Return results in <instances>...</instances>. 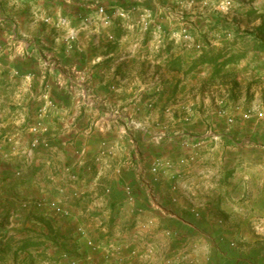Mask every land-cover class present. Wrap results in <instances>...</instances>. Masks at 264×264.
<instances>
[{"label": "crops", "instance_id": "crops-1", "mask_svg": "<svg viewBox=\"0 0 264 264\" xmlns=\"http://www.w3.org/2000/svg\"><path fill=\"white\" fill-rule=\"evenodd\" d=\"M104 1L0 0V264H264V93L244 106L264 88V55L238 39L253 24L233 20L245 56L220 83L221 61L185 74L221 50L220 34L186 45L173 32L156 51L147 35L128 55L124 22L92 15ZM78 6L91 10L64 14ZM32 235L43 245L16 254Z\"/></svg>", "mask_w": 264, "mask_h": 264}, {"label": "rangeland", "instance_id": "rangeland-1", "mask_svg": "<svg viewBox=\"0 0 264 264\" xmlns=\"http://www.w3.org/2000/svg\"><path fill=\"white\" fill-rule=\"evenodd\" d=\"M226 2H230V5L227 7L225 5ZM99 7L100 8L98 9L96 8L92 10L93 16L106 15L124 22V27H120V32L117 34L119 35L118 38L122 39L121 43H125L128 55H131L135 49L138 48L137 46L141 41L136 42V40L145 38L147 35H149L151 38L150 41L152 43V47L151 44H149V50L154 51L156 46H160V44L165 45L173 32H175V36L177 38H180V41L183 40L184 42L188 43L186 45L191 44L189 43L192 38L191 35L198 32H205L203 34L201 33V35L199 34L200 36H203L207 32L209 33V36L212 34H220L222 39L226 40V42L224 41V43H221V50L229 46L227 53L233 52L234 54H240V51L245 46V44L241 40L238 43L234 41L232 42L235 33L234 27L232 26L234 23L233 20H237L239 25L243 27H245L246 24H253L254 28H256V22L259 21L256 20L255 17H248L246 14L249 10H256L258 12L260 11L259 13H261L262 9L264 8V0H105L102 3V6ZM119 8H122V11L119 10ZM99 9L103 10L102 14L98 12ZM90 10L91 8L85 9L84 7L80 6L74 8H64V14H78L84 16ZM121 13L125 15V18L118 17V14ZM171 14L177 16L175 17V23H168L166 20V17ZM182 14L199 15L201 22L191 21L188 23H183L180 21ZM261 14H264V11H262ZM184 31L187 33L184 34ZM166 34H168L169 37ZM184 35L189 36L190 40L185 41L183 39ZM204 40V38L201 39L200 45L207 47L209 44H205ZM155 42H160V44L156 45ZM146 52L149 53L150 51L145 50L142 54H144L145 58H149L150 55H147ZM136 70H141L145 82L151 78V70L150 66H147V62L142 64L137 63ZM133 71L134 66L129 71L130 74H132ZM226 80L227 78L222 75H219L216 78V81L220 83L222 81L225 82ZM257 87H259L260 90H258ZM155 89L156 88L152 87H144L142 98H145V100H148L149 98H156L155 96L157 95L155 94L157 93L154 92ZM124 90L125 94H123L124 96L122 95L121 98H134L136 95L133 94L134 88L125 86ZM262 92L264 93V88H262L260 84H257L255 88L252 87L250 93V98L252 99H250V102L248 101V103L244 106H247V108L257 107L260 103L259 98H261L260 96ZM237 97L248 99L249 95L248 92L245 93L244 89H242L241 92H237ZM261 100L263 101V98ZM149 102L150 101H148L146 106L144 105L143 109V113L145 114L143 121L146 124H144V126H147V128L152 127V123L148 122L149 119L146 116V109L148 110V105L150 104ZM203 107L204 106H201L199 110L203 111ZM126 126L134 127V119H127ZM242 129H244V127H242ZM204 138L211 141L215 140V136L212 134H205ZM154 139H157V136H155ZM194 141L195 140L193 137H188L183 145H190V143H193ZM254 142H257V140L255 139ZM27 166L28 165H24V167ZM28 170L29 168L27 167L25 172ZM2 201L4 202V200ZM30 238L32 240L35 239L36 241L39 237L32 235ZM16 247H18V245L14 244L13 248L16 249ZM222 264L233 263L223 262Z\"/></svg>", "mask_w": 264, "mask_h": 264}, {"label": "trees", "instance_id": "trees-1", "mask_svg": "<svg viewBox=\"0 0 264 264\" xmlns=\"http://www.w3.org/2000/svg\"><path fill=\"white\" fill-rule=\"evenodd\" d=\"M248 17H255L256 20L259 21V25L254 28V30L250 33H244L241 34L238 39H246L249 38L251 41V45L252 48L259 54H263L264 55V14L259 13L256 10H249L246 14ZM229 46L223 48L222 50L216 52V53H204L202 54L197 62H194L189 69L185 72V74H188L190 72H192L196 67L198 66H202V65H216L218 64L219 61H221L219 63V65L214 68L213 74H212V78L217 77L219 75L222 74L223 68L229 66V65H234L236 63H238L239 61H241L244 56L245 53H240V54H234V53H227ZM168 69L170 70H174V71H178L180 70V62L179 59L174 58L172 60H170L168 62ZM15 244L18 245V247H16V254L17 253H28V250L31 248H36V247H40L43 244L41 242H39L38 240L35 241L32 239H28V240H23V241H18L15 242ZM8 250H11V247H8ZM29 257V254H27Z\"/></svg>", "mask_w": 264, "mask_h": 264}, {"label": "built area", "instance_id": "built-area-1", "mask_svg": "<svg viewBox=\"0 0 264 264\" xmlns=\"http://www.w3.org/2000/svg\"><path fill=\"white\" fill-rule=\"evenodd\" d=\"M225 5H226V7L229 6V5H230V2H226ZM98 12H99L100 14H102L103 10H102V9H99ZM118 15H119L118 17H120V18H125V15H124L123 13L118 14ZM44 23L49 24V19H45V20H44ZM54 25H55L56 28H58V27H64L66 24H65V22H64L63 20H58ZM183 39H184L185 41L190 40L189 36H187V35H184V36H183ZM71 41H72L73 43L76 42V36L73 35V34H71ZM206 135H211V133H210V132H207ZM27 167H28V166H27ZM27 167H25V168L27 169ZM17 174L20 175L19 172H18ZM58 204H59V203H58ZM58 204H53V206H55V209H56L57 212H60V208L57 206Z\"/></svg>", "mask_w": 264, "mask_h": 264}]
</instances>
